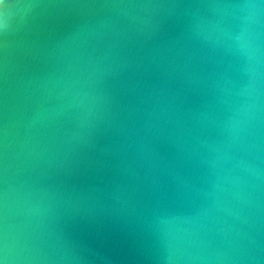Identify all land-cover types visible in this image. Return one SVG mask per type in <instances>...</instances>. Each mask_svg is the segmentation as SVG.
I'll list each match as a JSON object with an SVG mask.
<instances>
[{
  "label": "water",
  "instance_id": "obj_1",
  "mask_svg": "<svg viewBox=\"0 0 264 264\" xmlns=\"http://www.w3.org/2000/svg\"><path fill=\"white\" fill-rule=\"evenodd\" d=\"M0 24V264H264V0Z\"/></svg>",
  "mask_w": 264,
  "mask_h": 264
},
{
  "label": "clouds",
  "instance_id": "obj_2",
  "mask_svg": "<svg viewBox=\"0 0 264 264\" xmlns=\"http://www.w3.org/2000/svg\"><path fill=\"white\" fill-rule=\"evenodd\" d=\"M0 28H2V24H0Z\"/></svg>",
  "mask_w": 264,
  "mask_h": 264
}]
</instances>
